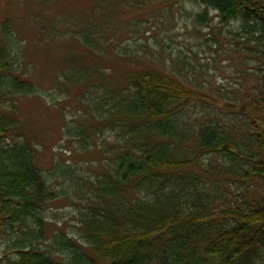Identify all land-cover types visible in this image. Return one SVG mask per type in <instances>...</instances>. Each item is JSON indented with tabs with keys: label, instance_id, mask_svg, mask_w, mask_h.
I'll use <instances>...</instances> for the list:
<instances>
[{
	"label": "trees",
	"instance_id": "trees-1",
	"mask_svg": "<svg viewBox=\"0 0 264 264\" xmlns=\"http://www.w3.org/2000/svg\"><path fill=\"white\" fill-rule=\"evenodd\" d=\"M193 1L205 8L199 22L214 10L240 25L235 51L253 62L237 83L247 96L199 92L173 68L140 61L114 84L98 69L73 81L65 75L71 88L91 74L88 87L105 91L93 118L115 136L86 182L83 241L48 235L56 193L35 164L36 139L18 104L38 89L20 71L12 18L1 21L0 264H264V0ZM90 32L84 42L94 55L98 31ZM198 102L217 118L191 122L186 109ZM240 121L246 142L233 131ZM72 125L68 133L85 141L90 128Z\"/></svg>",
	"mask_w": 264,
	"mask_h": 264
},
{
	"label": "rangeland",
	"instance_id": "rangeland-1",
	"mask_svg": "<svg viewBox=\"0 0 264 264\" xmlns=\"http://www.w3.org/2000/svg\"><path fill=\"white\" fill-rule=\"evenodd\" d=\"M203 10L193 0H0V23L8 15L18 34L20 71L38 89L19 96L18 104L23 128L36 139L35 164L56 193L46 208L49 236L60 231L83 241L81 211L86 210L90 187L86 182L102 165L104 141L115 137L93 118L105 91L98 83L88 87L91 74L82 86L70 88V80L98 69L114 84L140 61L142 68H173L199 92L231 96L238 88L247 96V87L237 83L253 62L245 61L242 50L235 51L233 39L240 25L222 23L214 10H208L206 22H199ZM91 30L98 31L94 55L84 42ZM78 57L87 61L82 64ZM79 67L82 71L76 75ZM196 104L201 103L186 109L191 122L217 118L214 110ZM71 124L90 128L85 141L68 133ZM233 128L241 137L245 123ZM98 129L103 131L95 133Z\"/></svg>",
	"mask_w": 264,
	"mask_h": 264
}]
</instances>
